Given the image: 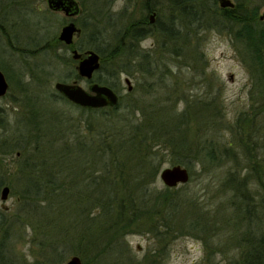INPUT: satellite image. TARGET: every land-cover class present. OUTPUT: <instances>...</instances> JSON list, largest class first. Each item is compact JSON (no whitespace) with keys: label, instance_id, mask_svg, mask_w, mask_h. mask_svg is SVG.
Masks as SVG:
<instances>
[{"label":"trees","instance_id":"obj_1","mask_svg":"<svg viewBox=\"0 0 264 264\" xmlns=\"http://www.w3.org/2000/svg\"><path fill=\"white\" fill-rule=\"evenodd\" d=\"M152 1L157 9L150 6ZM199 1L144 0L145 13L157 15L153 24L147 18L138 20L114 33L110 49L96 46L102 57L95 74L98 83L116 91L123 73L139 81L126 96L120 95L117 106L87 109L56 94L58 100L78 112L73 115L69 109L51 107V96L26 97V112L17 118L6 144L9 151L17 149L21 153L16 179L23 183L22 202L24 206L33 204L31 212H40L41 220H35L34 228L42 235L37 247L44 259L35 264H57L66 252L80 256L83 264L118 263L128 253L124 239L132 231L157 237L160 227L170 231L168 223L173 217L161 215L166 213L159 207L175 206L176 198L170 194L175 188L153 187L165 162L191 168L194 162L205 166L219 162L222 156L236 155L232 143L222 146L217 139L223 116L218 96L206 92L205 96L175 97L178 89L171 88L169 82V63L178 60L177 46L188 47V34L182 28L189 29L205 12ZM237 1L234 8L219 11L225 20L239 26L232 34L244 42L256 76L249 112L240 113L230 127L238 144L253 151L264 140V28L255 27V23L260 24L257 13ZM109 2L94 0V14L102 15L109 9ZM103 34L95 28L92 40L104 39ZM149 36L155 38L156 48L146 50L140 45ZM53 41L62 45L57 37ZM187 47L188 56L200 60L199 49ZM64 48L84 51L77 45ZM203 54L200 52L201 58ZM56 58L76 68L75 60L59 55ZM109 64V75L98 74ZM75 68L64 72L62 78L81 79ZM37 79L43 81L38 75ZM157 79L162 82V92H157ZM254 157L253 161L248 158V169L256 177L264 207V163L261 160L259 165L260 160ZM248 178L241 177L235 186L244 199L249 197L244 187ZM28 220L33 222L29 215ZM11 227L4 217L0 219V264H18L4 252L5 236ZM245 251L240 261L232 264H264V233L247 240Z\"/></svg>","mask_w":264,"mask_h":264},{"label":"rangeland","instance_id":"obj_2","mask_svg":"<svg viewBox=\"0 0 264 264\" xmlns=\"http://www.w3.org/2000/svg\"><path fill=\"white\" fill-rule=\"evenodd\" d=\"M76 1L80 13L69 18L64 12L51 10L47 0H0V69L9 83L7 95L0 98V178L4 182L0 187V219L4 217L12 226L5 236L4 252L18 264H35V261L44 259L41 249L37 247L42 235L34 228L35 220L41 219L40 212H31L33 204L24 206L22 202L23 183L16 179L21 153L17 149L12 152L8 150L7 138L11 137L17 118L26 112V97L38 94L41 99H46L45 96H51L54 102L50 103L51 107L64 111L69 109L76 115L77 111L58 100L56 94L59 93L54 85L56 82L72 83L74 80L85 89L89 85L82 79L62 78L64 72L72 71L75 65L66 64L56 57L73 59L72 50L77 48L65 50L66 44H52L53 39L58 38L63 26L73 21L81 33L74 37V43L69 46H82L84 51H96L99 45L110 49L116 31L138 20L147 18L150 21L153 14L145 13L144 0H110L109 9L99 16L93 11V7L97 6L92 5L94 0ZM231 1L238 4L237 0ZM241 1L245 3L246 10L257 13L260 24L255 23V27L264 28V20L259 19L264 13V0ZM199 3L205 12L192 22L194 24L189 29L182 28L188 34V47L181 43L177 46L178 60L169 63L172 66L169 82L171 88L178 89L175 97L181 94L190 98L205 96L206 92L218 96L223 116L219 120L221 125L218 126L217 139L222 146L232 143L236 155L222 156L219 162L205 166L196 162L191 168L181 165L189 170V181L173 187L175 191L170 194L176 198L174 207H159L166 213L162 212L161 215L171 214L173 217L168 223L170 231L160 227L159 237L148 232L132 231L124 239L127 255L115 264H130L129 261L132 264H232L240 261L246 252L247 240L256 239L264 233L261 192L256 177L248 169V158L251 160L252 155L260 160L259 165L261 160L264 163V140L253 151L246 150L238 144L230 127L240 113L249 112L253 103V75H256L250 66L244 42L232 34L239 26L223 18L218 1L200 0ZM150 6L157 9V3L153 1ZM156 19L155 14L151 23ZM103 26L107 28L100 30ZM95 28L104 31V39L92 40L91 32ZM154 43L155 38L149 36L140 46L146 50L153 49L156 48ZM185 47L192 51L198 48L200 60L190 58ZM200 52L204 53L202 58ZM109 69L110 64L98 74L107 76ZM36 73L43 81L37 79ZM126 77L129 76L121 74L117 85L116 91L121 96L128 93V86L124 82ZM129 78L132 87L136 82L139 84L135 78ZM157 82V92H162V82L159 79ZM179 108H182V104ZM174 165L165 162L160 171ZM244 176L249 177L244 184L248 199H244L241 193L237 194L235 189ZM4 186L10 188L6 201L1 200ZM153 187L155 190L166 188L159 174ZM28 215L33 222L28 220ZM73 255L76 254L66 252L57 264H65ZM109 262L112 264L113 260Z\"/></svg>","mask_w":264,"mask_h":264},{"label":"water","instance_id":"obj_3","mask_svg":"<svg viewBox=\"0 0 264 264\" xmlns=\"http://www.w3.org/2000/svg\"><path fill=\"white\" fill-rule=\"evenodd\" d=\"M221 8H234L235 3L231 0H217ZM48 7L53 11H61L69 17L73 18L80 13V6L76 0H47ZM155 13L150 16V22H153ZM264 20V13L259 17ZM81 33V29L77 27L75 22L71 21L63 26L58 36V40L66 45L74 43V37ZM72 58L77 62L76 71L78 76L89 82L87 89L82 87L77 80L72 83L56 82L54 87L59 94L72 104L87 108L101 109L106 107H115L119 104V94L107 85H103L95 81L94 75L101 67L102 57L94 50L80 52L77 49L72 50ZM124 82L128 86V91H132L131 80L126 77ZM9 91V83L6 76L0 69V98L7 95ZM159 178L166 187L173 188L179 184H186L190 179L189 170L181 165H174L163 168L159 173ZM10 193V188L4 186L1 191V200L6 201ZM65 264H83L82 259L78 255H73Z\"/></svg>","mask_w":264,"mask_h":264},{"label":"flooded vegetation","instance_id":"obj_4","mask_svg":"<svg viewBox=\"0 0 264 264\" xmlns=\"http://www.w3.org/2000/svg\"><path fill=\"white\" fill-rule=\"evenodd\" d=\"M69 22H71V21H69ZM69 22H68V23H69ZM89 84H90V83H89ZM88 86H89V85H88Z\"/></svg>","mask_w":264,"mask_h":264}]
</instances>
